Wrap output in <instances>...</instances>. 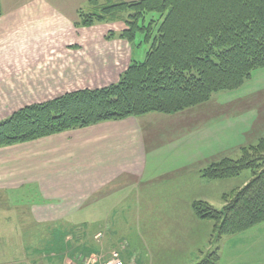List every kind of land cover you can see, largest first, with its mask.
Segmentation results:
<instances>
[{
  "label": "crops",
  "instance_id": "crops-1",
  "mask_svg": "<svg viewBox=\"0 0 264 264\" xmlns=\"http://www.w3.org/2000/svg\"><path fill=\"white\" fill-rule=\"evenodd\" d=\"M52 12L55 11L49 7L47 0H31L3 11L0 17V121L26 106L46 103L56 97L49 94L47 73L50 52L47 22ZM121 24L114 28L115 33L122 32ZM108 32L102 29L69 38L71 40L65 45V52L80 55L84 45L89 51L86 57L74 62L88 66L84 77L86 80L76 75L74 80L77 79V82L70 85L98 89L119 82L121 75L134 61L133 47L123 39L107 40ZM56 85L60 86V82ZM256 105L252 108H258L259 113L243 128H238L239 124L233 121L202 134L201 147L196 148V151H203L199 152L200 160L191 163L199 168L200 189L215 182L203 178L201 172L205 167L231 158L227 155L232 152L241 153L243 147L254 145V140L259 142L264 137L260 136L264 130V102ZM249 109L241 107V112ZM227 110H231V107ZM232 110L236 111L237 107H232ZM142 119L104 122L1 148L0 199L35 194L38 201L30 206V215L40 224L75 219L71 220L74 226L86 225L77 218L85 211L92 218L87 223L91 227H97L101 222L110 223L108 219L94 224L96 218L93 217L98 215L97 206H102L101 203L112 192L104 200L92 198L106 188L115 187L113 192H116L127 186L129 181L141 182L146 177L149 160ZM197 188L193 182L183 190L188 194ZM193 204L190 211L183 213L180 210L186 218L185 227L188 229L184 244L186 247L191 246L192 242L195 245L189 256L184 253L182 257L173 254L133 256L127 248H122L119 254L124 264H155L154 259L159 260V264H198L204 254L198 248L203 230L206 242H209L212 225L197 217ZM167 221L173 222V225L183 223L179 219ZM224 243L225 240L221 244L219 264H264V223L230 238L226 242L228 246ZM229 245L234 249L228 248Z\"/></svg>",
  "mask_w": 264,
  "mask_h": 264
},
{
  "label": "trees",
  "instance_id": "trees-1",
  "mask_svg": "<svg viewBox=\"0 0 264 264\" xmlns=\"http://www.w3.org/2000/svg\"><path fill=\"white\" fill-rule=\"evenodd\" d=\"M89 4L92 12L80 9L75 27L123 22L126 29L108 34L107 40L123 39L134 47L137 37L143 36V43L150 46L145 60L132 61L117 84L29 105L1 121L0 149L104 122L179 114L210 102L216 93L242 87L254 71L264 68V0ZM241 151L239 159H222L201 172L207 180L233 179L245 171L253 174L245 187L224 194L223 210L206 201L194 202L197 217L214 223L212 238L218 243L264 223V137ZM86 228L81 225L74 231ZM219 252L217 248L198 264H218Z\"/></svg>",
  "mask_w": 264,
  "mask_h": 264
},
{
  "label": "rangeland",
  "instance_id": "rangeland-1",
  "mask_svg": "<svg viewBox=\"0 0 264 264\" xmlns=\"http://www.w3.org/2000/svg\"><path fill=\"white\" fill-rule=\"evenodd\" d=\"M24 1L31 0H0V11L3 13L14 9L21 6ZM89 1L47 0L49 7L56 12L51 13L53 16L50 15L47 22L50 47L47 65L49 94L56 96L55 99L67 93L87 89L80 85H70L77 82L74 76L85 77L88 66L83 63L80 66L74 62L83 59L89 52L86 45L80 55L65 52L70 37L102 29L109 31L108 34L115 33L114 28L119 27L120 23L123 30L126 29L125 23L120 21L98 24L90 28H76L75 22L79 21L78 11L82 9L86 14L92 12ZM151 18L152 15H149L148 20ZM143 41L144 37L141 35L135 41L134 62L145 60L150 46ZM57 82H60V86L56 85ZM259 102H264V68L254 71L252 77L242 87L216 93L210 102L204 105L175 115L149 114L143 117L141 125L146 133L149 160L146 177L141 182L129 181L127 186L121 189L119 186L116 192H113L115 187L106 188L92 198L104 200L105 196L112 192L111 196L101 203L102 206H97L98 215L93 217L96 218L94 224L96 221L108 219L110 223L101 222L97 227H94V224L91 227L88 224L92 218L88 211H85L77 218L81 220L80 223L86 222L87 230L74 231L80 227L71 223V220L75 219L40 224L30 215V206L38 201L35 194L1 198L0 264H106L115 254L118 253L120 257L122 248H127L133 256L155 257L173 254L182 257V253L189 256L195 245L193 242L187 247L184 244L188 229L185 227L186 218L180 210L183 213L190 211L195 201H206L216 209L223 210L224 194L242 189L253 178L251 171H245L237 178L209 181L210 185L200 189L199 168L191 163L193 160L194 162L200 160L199 152L203 151H196V148L201 147L204 136L202 134L208 129L233 121L239 124L238 128H243L259 113L258 108H252L255 104L260 106ZM230 107L231 110H227ZM232 107H237V110H232ZM241 107L251 109L241 112ZM262 135L264 130L260 136ZM256 143L257 139L254 140V145ZM241 154L242 151L241 153L237 151L227 156L237 160ZM193 182L198 188L192 193H185L184 187L187 184L192 185ZM169 219H179L183 223L173 225V222L167 221ZM205 221H209L212 227L209 229V242H206V233L203 230V238L198 248L202 249L204 254L198 263L209 254L215 253L217 248L220 250L224 240L226 246V242L234 237H226L220 243L214 241L212 238L214 223L210 220ZM65 247L69 249L66 250ZM82 248H86L88 252ZM228 248L234 249L231 245ZM178 251L181 252L177 254ZM154 260L155 264H159L157 262L159 260Z\"/></svg>",
  "mask_w": 264,
  "mask_h": 264
},
{
  "label": "built area",
  "instance_id": "built-area-1",
  "mask_svg": "<svg viewBox=\"0 0 264 264\" xmlns=\"http://www.w3.org/2000/svg\"><path fill=\"white\" fill-rule=\"evenodd\" d=\"M106 264H124V262L120 259L119 255H118V253H117V254H115V255L112 257L111 261H109V262L106 263Z\"/></svg>",
  "mask_w": 264,
  "mask_h": 264
}]
</instances>
